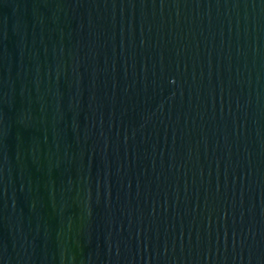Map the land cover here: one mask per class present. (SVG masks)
<instances>
[{
	"label": "water",
	"instance_id": "obj_1",
	"mask_svg": "<svg viewBox=\"0 0 264 264\" xmlns=\"http://www.w3.org/2000/svg\"><path fill=\"white\" fill-rule=\"evenodd\" d=\"M0 264H264V0H0Z\"/></svg>",
	"mask_w": 264,
	"mask_h": 264
}]
</instances>
